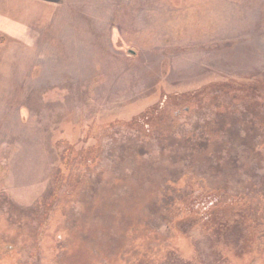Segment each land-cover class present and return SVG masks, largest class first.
Here are the masks:
<instances>
[{
    "label": "rangeland",
    "instance_id": "obj_1",
    "mask_svg": "<svg viewBox=\"0 0 264 264\" xmlns=\"http://www.w3.org/2000/svg\"><path fill=\"white\" fill-rule=\"evenodd\" d=\"M263 86L264 0H0V264H264Z\"/></svg>",
    "mask_w": 264,
    "mask_h": 264
},
{
    "label": "crops",
    "instance_id": "obj_2",
    "mask_svg": "<svg viewBox=\"0 0 264 264\" xmlns=\"http://www.w3.org/2000/svg\"><path fill=\"white\" fill-rule=\"evenodd\" d=\"M29 1H34V2H38V3L45 4V5H54V4H59V3L63 2V1H65V0H29ZM27 25H28V24H27ZM27 25H26V26H27ZM26 26H25V27H26ZM25 27H21V28H19V30H20L21 32L18 31V33H19V34H22V30H24ZM13 31H16L15 26H14Z\"/></svg>",
    "mask_w": 264,
    "mask_h": 264
},
{
    "label": "trees",
    "instance_id": "obj_3",
    "mask_svg": "<svg viewBox=\"0 0 264 264\" xmlns=\"http://www.w3.org/2000/svg\"><path fill=\"white\" fill-rule=\"evenodd\" d=\"M260 86V85H259ZM264 87V86H263ZM255 89H259V88H255ZM248 90H254L253 88H249ZM88 152V151H87ZM86 152V153H87ZM86 153H85V155H84V157L86 156ZM77 154V153H76ZM182 208H185V212H186V210H187V207H185V206H182ZM182 215H183V213H182Z\"/></svg>",
    "mask_w": 264,
    "mask_h": 264
},
{
    "label": "water",
    "instance_id": "obj_4",
    "mask_svg": "<svg viewBox=\"0 0 264 264\" xmlns=\"http://www.w3.org/2000/svg\"><path fill=\"white\" fill-rule=\"evenodd\" d=\"M130 52H131L132 54H135V53H136L134 50H130Z\"/></svg>",
    "mask_w": 264,
    "mask_h": 264
}]
</instances>
